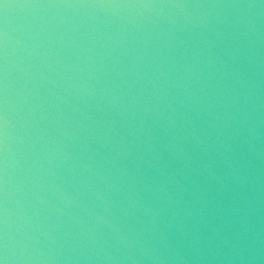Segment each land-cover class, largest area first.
<instances>
[{"label": "water", "instance_id": "obj_1", "mask_svg": "<svg viewBox=\"0 0 264 264\" xmlns=\"http://www.w3.org/2000/svg\"><path fill=\"white\" fill-rule=\"evenodd\" d=\"M0 264H264V0H0Z\"/></svg>", "mask_w": 264, "mask_h": 264}]
</instances>
